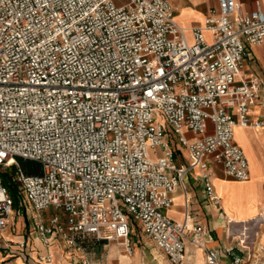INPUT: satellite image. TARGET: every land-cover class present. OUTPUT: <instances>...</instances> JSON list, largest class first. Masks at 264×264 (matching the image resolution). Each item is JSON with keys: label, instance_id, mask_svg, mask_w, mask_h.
<instances>
[{"label": "built area", "instance_id": "built-area-1", "mask_svg": "<svg viewBox=\"0 0 264 264\" xmlns=\"http://www.w3.org/2000/svg\"><path fill=\"white\" fill-rule=\"evenodd\" d=\"M218 1L190 41L169 0H0V232L15 213L1 173L15 168L29 234L46 249L93 238L132 258L139 227L170 264H194L188 243L204 264H221L189 208L186 179L198 168L218 202L211 165L249 178L234 130L264 128L251 114L261 80L244 70L248 46L264 43V11ZM20 159L41 171L27 174ZM180 189L187 210L176 221L167 210ZM243 248L228 250L230 264L251 261ZM52 263L49 250L36 261Z\"/></svg>", "mask_w": 264, "mask_h": 264}, {"label": "crops", "instance_id": "crops-1", "mask_svg": "<svg viewBox=\"0 0 264 264\" xmlns=\"http://www.w3.org/2000/svg\"><path fill=\"white\" fill-rule=\"evenodd\" d=\"M169 1L174 9L176 21L187 29L186 34L190 41L192 40L190 29L204 26L211 10L219 11L218 0ZM238 1L242 3L245 12L255 9L257 3L264 11V0ZM207 35L210 36L209 33ZM248 51L244 70L258 76L262 84L261 98L252 107L251 114L254 119L264 118V43L248 46ZM234 139L247 156L249 178L247 180L229 178L221 165H211L210 181L219 197L218 202H213L208 198L205 181L197 176L200 171L196 168L186 179L190 197L189 208L195 219L209 230L208 246L219 251L221 264L231 263L232 255L228 253L231 248L234 254L244 255L243 246L252 254L249 264H264V128L237 125ZM179 159L183 162L185 158L179 154ZM186 210L185 196L180 189L175 194L174 203L167 210V215L173 220L182 221ZM26 228L24 219L18 221L14 216L10 218V226L0 232V264H36L38 256L47 253L48 250L53 259L52 264H84L87 260L99 264L94 261V252L80 246L68 247L60 238L55 239L50 248L46 249ZM9 240L27 241V246L24 249L15 245L9 248L6 245ZM243 240H246L245 243H240ZM249 242L253 246H250ZM258 242L261 247L255 252V245ZM146 244L150 246L149 253L145 246L140 247L135 243L130 264H170L151 239L146 241ZM186 250L188 263L204 264L202 251L194 249L189 243ZM123 258L124 256L120 260ZM127 263L126 258L125 264Z\"/></svg>", "mask_w": 264, "mask_h": 264}, {"label": "rangeland", "instance_id": "rangeland-1", "mask_svg": "<svg viewBox=\"0 0 264 264\" xmlns=\"http://www.w3.org/2000/svg\"><path fill=\"white\" fill-rule=\"evenodd\" d=\"M167 138H168V141L171 142L174 140L175 136L173 133L169 132ZM177 158L178 159L176 160V163H179L180 162L179 156H177ZM14 170L15 168L8 169L7 175L11 174V176H14L13 174ZM1 176L4 177V173H1ZM14 183L17 189L19 200L17 204L14 205L15 213L13 216L16 219H18V221L24 219V221H26V224H27L26 229H28L29 231L32 211L30 207L28 206V204L26 203L24 194L20 191V188L18 187L17 182L14 181ZM54 212L55 211L53 208H51L49 211L45 210L43 212V216L45 218H48V216L51 214H54ZM131 240H132L133 248L136 243L140 247L145 246L147 248V253H149L148 249L150 248V246L146 244V241H149V238L143 233L141 228L138 227L136 229L135 233L131 237ZM249 245L253 246L250 242H249ZM79 246L84 247L87 250L94 252L95 253L94 261L99 264H119L120 258L122 257V255L119 254V249L123 251V248L117 242H114V241L105 242V241H97L93 238H89V239H84V242L80 241ZM255 246H256L255 252H258L261 245L258 242ZM247 251H249L250 253V250L247 249Z\"/></svg>", "mask_w": 264, "mask_h": 264}, {"label": "trees", "instance_id": "trees-1", "mask_svg": "<svg viewBox=\"0 0 264 264\" xmlns=\"http://www.w3.org/2000/svg\"><path fill=\"white\" fill-rule=\"evenodd\" d=\"M19 161H20V164L22 165L24 171L27 174H37L41 171L40 165L35 161L24 160V159H20ZM3 183L9 188L10 194L14 198L15 204H17L19 197H18V193H17L15 183L12 179V176L7 175V173L4 174ZM87 239H89V238H87ZM82 241L84 242V240H82Z\"/></svg>", "mask_w": 264, "mask_h": 264}, {"label": "bare ground", "instance_id": "bare-ground-1", "mask_svg": "<svg viewBox=\"0 0 264 264\" xmlns=\"http://www.w3.org/2000/svg\"><path fill=\"white\" fill-rule=\"evenodd\" d=\"M256 236H257V235H256ZM240 237H241V236H240ZM249 237H250V236H249ZM245 241H246V240H243L241 243L244 244ZM198 251H200V250H198ZM119 254H121L122 256H124V258L120 260V264H125V260H126V258L128 259V263H127V264H130V260H131V258H130L126 253H124L122 250L119 249ZM196 263H197V261H196Z\"/></svg>", "mask_w": 264, "mask_h": 264}]
</instances>
